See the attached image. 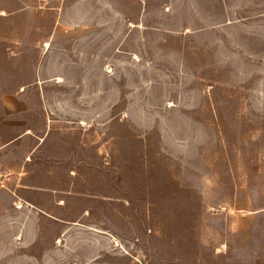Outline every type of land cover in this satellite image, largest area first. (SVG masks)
I'll return each instance as SVG.
<instances>
[{
	"label": "rangeland",
	"instance_id": "rangeland-1",
	"mask_svg": "<svg viewBox=\"0 0 264 264\" xmlns=\"http://www.w3.org/2000/svg\"><path fill=\"white\" fill-rule=\"evenodd\" d=\"M0 264H264V0H0Z\"/></svg>",
	"mask_w": 264,
	"mask_h": 264
}]
</instances>
